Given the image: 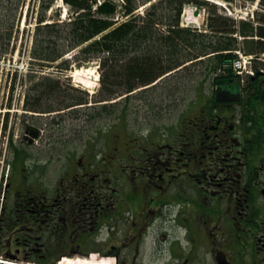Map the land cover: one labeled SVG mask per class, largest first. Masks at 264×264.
<instances>
[{"label":"flooded vegetation","instance_id":"af4514ba","mask_svg":"<svg viewBox=\"0 0 264 264\" xmlns=\"http://www.w3.org/2000/svg\"><path fill=\"white\" fill-rule=\"evenodd\" d=\"M217 81L236 100L198 92L77 159L67 116L26 114L0 151V264H264V112L246 90L264 84ZM42 145L64 148L61 171L27 167Z\"/></svg>","mask_w":264,"mask_h":264},{"label":"trees","instance_id":"16d2710c","mask_svg":"<svg viewBox=\"0 0 264 264\" xmlns=\"http://www.w3.org/2000/svg\"><path fill=\"white\" fill-rule=\"evenodd\" d=\"M63 1L69 7V18L62 23L48 16L55 0H39L37 6L29 8L27 21L36 19L31 65L38 66L39 71L57 66L65 73L74 64L98 61L102 87L93 99L97 104L123 96L126 104L138 96L131 95L137 91L145 95L161 90L162 98H175V87L162 81L163 77H187L184 73L190 69L196 72L192 77L220 74L224 79L233 78L231 65L241 44L246 53L264 55V0H245L253 4L259 1L260 11L255 12L254 21H237L208 0H104L101 5L98 0ZM220 1L232 9L234 0ZM25 2L0 0V61L16 49L12 44ZM189 6L206 10L208 17L202 30L182 26V15ZM142 7H146L143 13L139 11ZM239 37L243 38L241 42ZM70 53L72 59H65ZM34 77L28 75V111H61L89 103L87 94L64 88L48 75L38 81ZM159 80L156 86L147 88ZM254 86L246 90L252 95L257 93L251 98L252 108L263 113L264 89ZM111 107L114 105L97 108L108 112Z\"/></svg>","mask_w":264,"mask_h":264},{"label":"rangeland","instance_id":"374dc122","mask_svg":"<svg viewBox=\"0 0 264 264\" xmlns=\"http://www.w3.org/2000/svg\"><path fill=\"white\" fill-rule=\"evenodd\" d=\"M37 1V0H33ZM228 6V5H227ZM233 11H237V13H241L238 15L244 16L245 12L256 9L257 6L255 3H250L245 0H234L232 2ZM55 13H57L58 17L61 19H65L67 15V8L62 4L59 0L56 1L54 5ZM195 8L186 9V21L195 26L202 25L203 19L205 18V14L203 12H196ZM228 12V11H227ZM24 22V21H23ZM22 22L21 29L25 27V23ZM32 28V27H31ZM31 43V35L27 32L21 31L20 35L17 36L15 41V45L19 47L20 54L15 51L11 54H8L4 57V63L1 64L2 71V79L0 81V130L2 124L6 123L8 120V127L11 126V129L15 132L13 134L18 135L19 125L24 122L25 116H30L24 114L25 100L30 93V85L31 81H28V75H34L33 78L35 81L40 79L39 77L43 75H48L54 80H58L61 82L63 87L77 89L83 94L92 95L93 97L99 94L101 90V75L102 71L99 68L97 62H91L86 64H81V66H76L74 64L71 69L65 73L60 72L56 67H48L45 70H38V66H33V72L30 74L24 75L25 69L21 68L26 64L28 59V49ZM71 58V56H70ZM23 71L22 81L17 83L15 71ZM38 70V71H37ZM77 70H80V74L77 75ZM193 73H196L195 70H191L184 75L187 77L179 78V77H167L165 81H169V84L175 87V98L170 99L169 97L162 98L163 94L161 90H158L155 94H145L140 95L137 94L138 98L135 97L131 101H128L126 104L123 103L126 97L118 98L108 103L109 105H114L107 111H93L94 107L84 106L79 108L78 115H70V112H66L63 114L67 116V118L61 123L65 129L72 127L77 132V137L74 138V142L72 145H69L67 151H72L74 153V158H78L81 156L83 150L85 149V145H89L90 149H97L99 147L100 141H105L110 139L112 135L109 132H113L117 130V128L121 127L120 131L128 132L130 135L134 136V131L137 128H142L145 131L150 129L149 117L154 115L152 109H157L161 107H165L163 110L157 109V113L164 114L173 112L174 116L183 111L188 107V102L193 101L196 93H212L215 89V84L213 80V74H202V76L197 75V77H192ZM192 74V75H191ZM196 75V74H195ZM26 79H25V78ZM90 82L89 86L96 84L95 90L91 92V88H88V84L86 81ZM98 80V81H96ZM164 81V80H163ZM90 86V87H91ZM92 94H91V93ZM140 93V92H138ZM81 94V93H80ZM135 96V95H134ZM133 96V97H134ZM9 98L10 104L7 103V99ZM42 105L46 107L47 103L42 101ZM94 105V104H93ZM7 106V107H6ZM95 109L98 110L97 107ZM11 111L10 113L5 111ZM77 111V110H74ZM100 112V113H99ZM99 114L100 117L96 114ZM77 114V113H76ZM96 116V120H89L88 116ZM106 118H105V116ZM42 116L43 124H48L53 121V124L56 125L58 121L52 117V115ZM79 116V117H78ZM166 120L154 122V124H162L165 123ZM5 127V126H4ZM58 125L54 127V130H59ZM8 132V131H7ZM6 130L1 133L0 131V151L7 150V158H10L12 155L13 146L11 145L10 139H13V135H10V139L8 137ZM57 135H60L58 132ZM7 136V137H6ZM6 137V139H5ZM17 140L16 137H14ZM94 146L95 148H91ZM50 147V148H48ZM40 146L36 151H34L32 158L30 159V163L27 164L28 168L40 167V170L43 171H61V166L64 164L66 152L61 154L59 157L58 154L64 151V148L60 145L57 148L53 146ZM45 162L43 164L42 162Z\"/></svg>","mask_w":264,"mask_h":264},{"label":"water","instance_id":"95a60500","mask_svg":"<svg viewBox=\"0 0 264 264\" xmlns=\"http://www.w3.org/2000/svg\"><path fill=\"white\" fill-rule=\"evenodd\" d=\"M253 81L255 83H264V74H257ZM224 81H219L218 84L222 85L224 84ZM235 95L231 94V92L224 91L221 86L217 90V100L219 102H225V101H234L236 98H234Z\"/></svg>","mask_w":264,"mask_h":264},{"label":"bare ground","instance_id":"6f19581e","mask_svg":"<svg viewBox=\"0 0 264 264\" xmlns=\"http://www.w3.org/2000/svg\"><path fill=\"white\" fill-rule=\"evenodd\" d=\"M77 72H78L77 75H79V74H80V70H77ZM84 81H86V80H84ZM96 81H98V80H96ZM86 83L88 84V88H91V90H92L91 92H93V90H95V86H96V84H94V85H92V86L90 85V86H91V87H90V86H89V83H90V82L86 81ZM62 264H88V263H84V262H82V261H80V260L72 261V260H67V259H66V260H64V261L62 262ZM101 264H109V263L106 262V263H101Z\"/></svg>","mask_w":264,"mask_h":264},{"label":"built area","instance_id":"2783aa9c","mask_svg":"<svg viewBox=\"0 0 264 264\" xmlns=\"http://www.w3.org/2000/svg\"><path fill=\"white\" fill-rule=\"evenodd\" d=\"M247 64H248V60L247 58H243L242 61H238L236 63V69L239 70V73L242 74L243 73V69H246L247 67Z\"/></svg>","mask_w":264,"mask_h":264}]
</instances>
